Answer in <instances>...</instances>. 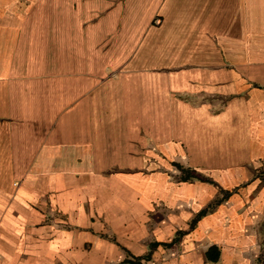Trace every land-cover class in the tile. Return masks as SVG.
Wrapping results in <instances>:
<instances>
[{
    "label": "crops",
    "instance_id": "0c3cea01",
    "mask_svg": "<svg viewBox=\"0 0 264 264\" xmlns=\"http://www.w3.org/2000/svg\"><path fill=\"white\" fill-rule=\"evenodd\" d=\"M0 264H264V0H0Z\"/></svg>",
    "mask_w": 264,
    "mask_h": 264
}]
</instances>
